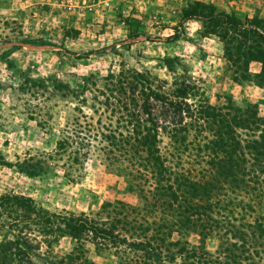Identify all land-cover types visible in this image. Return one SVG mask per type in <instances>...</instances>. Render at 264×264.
<instances>
[{
  "label": "rangeland",
  "instance_id": "374dc122",
  "mask_svg": "<svg viewBox=\"0 0 264 264\" xmlns=\"http://www.w3.org/2000/svg\"><path fill=\"white\" fill-rule=\"evenodd\" d=\"M220 13L264 20V0H0V197H30L40 209L61 215L95 216L115 199L138 202L119 170L107 167L94 147L80 149L88 153L78 162L73 161L76 144L56 153L58 140L75 120H107L104 105L91 97L103 99L106 78L121 69L169 83L190 82L195 99L220 108L254 105L264 118V86L254 77L261 63L246 66L241 60L237 70L227 60L224 26L214 17ZM258 25L264 30L263 22ZM250 193L238 196L243 201L238 211L247 212V221L264 218V186L261 194ZM248 202L254 210L243 208ZM8 211L3 210L0 223L10 221ZM45 229V236L33 231L41 242L37 264H48L45 257L60 258L76 245L56 224ZM5 231L4 225L0 240ZM189 240L199 244L197 235ZM218 244L215 236L204 240L211 255L207 260L249 263L220 254ZM80 246L78 264H125L128 256L144 255L124 246ZM260 257L255 264H264V253ZM206 259L176 255L163 264H210Z\"/></svg>",
  "mask_w": 264,
  "mask_h": 264
},
{
  "label": "trees",
  "instance_id": "16d2710c",
  "mask_svg": "<svg viewBox=\"0 0 264 264\" xmlns=\"http://www.w3.org/2000/svg\"><path fill=\"white\" fill-rule=\"evenodd\" d=\"M214 17L224 26L227 60L237 70L241 60L246 66L261 63L254 77L264 86V30L258 25L264 20L241 21L228 13ZM106 80L103 99H91L104 105L107 120H75L58 140L56 153L76 144L73 161L78 162L88 153L80 149L94 147L107 167L119 170L138 202L115 199L95 216L61 215L40 209L30 197L2 195L0 217L3 210L13 214L0 223L6 226L0 264H37L41 242L33 231L45 236V228L55 224L76 245L60 258L45 257L48 264H78L81 242L143 251L136 259L127 255L125 264H163L176 255L206 259L211 255L204 240L210 236L219 240L220 254L255 264L264 253V218L247 221V212L237 206L243 202L239 195L261 194L264 186V118L256 107H216L195 99L190 82L169 83L134 68L111 72ZM243 208L254 210L249 202ZM192 234L199 237L198 245L190 242ZM207 262L215 264L217 258Z\"/></svg>",
  "mask_w": 264,
  "mask_h": 264
}]
</instances>
